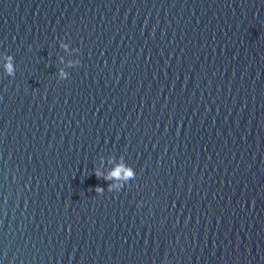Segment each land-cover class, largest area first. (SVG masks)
<instances>
[{"label":"water","instance_id":"water-1","mask_svg":"<svg viewBox=\"0 0 264 264\" xmlns=\"http://www.w3.org/2000/svg\"><path fill=\"white\" fill-rule=\"evenodd\" d=\"M0 264H264V0H0Z\"/></svg>","mask_w":264,"mask_h":264},{"label":"clouds","instance_id":"clouds-1","mask_svg":"<svg viewBox=\"0 0 264 264\" xmlns=\"http://www.w3.org/2000/svg\"><path fill=\"white\" fill-rule=\"evenodd\" d=\"M78 63L80 64V61ZM5 70L9 75H12L15 71L11 57H8L5 63ZM60 77L62 79H67V75L63 72V70L60 71ZM100 163L101 168H103L105 165V159L103 157H101ZM107 164L111 165L107 172H103L100 168H96L94 173L98 179H103L107 182H111L108 183L107 188V190L110 192H119L126 184H128L129 181L134 180L136 177L135 171L131 166H128L125 163L122 156L118 160L114 156H109V158L107 159ZM104 190L105 189L100 186H97L95 189L96 193L100 194H102Z\"/></svg>","mask_w":264,"mask_h":264}]
</instances>
